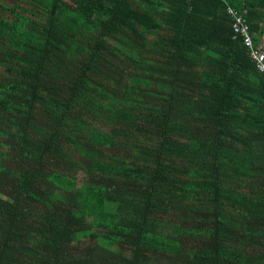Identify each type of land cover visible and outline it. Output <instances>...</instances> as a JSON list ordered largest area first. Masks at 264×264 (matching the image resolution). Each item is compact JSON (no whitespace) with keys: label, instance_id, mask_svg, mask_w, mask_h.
Listing matches in <instances>:
<instances>
[{"label":"trees","instance_id":"trees-1","mask_svg":"<svg viewBox=\"0 0 264 264\" xmlns=\"http://www.w3.org/2000/svg\"><path fill=\"white\" fill-rule=\"evenodd\" d=\"M0 0V264H264V76L227 8Z\"/></svg>","mask_w":264,"mask_h":264},{"label":"built area","instance_id":"built-area-1","mask_svg":"<svg viewBox=\"0 0 264 264\" xmlns=\"http://www.w3.org/2000/svg\"><path fill=\"white\" fill-rule=\"evenodd\" d=\"M227 13L232 18L233 34L242 39L256 70L264 76V28L261 34L251 31L245 18V11L239 12L233 7H228Z\"/></svg>","mask_w":264,"mask_h":264},{"label":"clouds","instance_id":"clouds-1","mask_svg":"<svg viewBox=\"0 0 264 264\" xmlns=\"http://www.w3.org/2000/svg\"><path fill=\"white\" fill-rule=\"evenodd\" d=\"M255 65V64H254ZM256 68V67H255ZM257 71V70H256ZM258 72V71H257ZM259 73V72H258ZM260 74V73H259ZM263 76V75H262Z\"/></svg>","mask_w":264,"mask_h":264},{"label":"crops","instance_id":"crops-1","mask_svg":"<svg viewBox=\"0 0 264 264\" xmlns=\"http://www.w3.org/2000/svg\"><path fill=\"white\" fill-rule=\"evenodd\" d=\"M231 29H232V26H231Z\"/></svg>","mask_w":264,"mask_h":264}]
</instances>
